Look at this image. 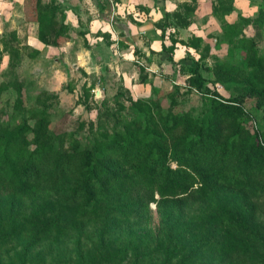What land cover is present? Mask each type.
I'll return each instance as SVG.
<instances>
[{
  "label": "trees",
  "instance_id": "trees-1",
  "mask_svg": "<svg viewBox=\"0 0 264 264\" xmlns=\"http://www.w3.org/2000/svg\"><path fill=\"white\" fill-rule=\"evenodd\" d=\"M98 1L106 11L109 1ZM213 2L228 62L211 69L189 54L173 60L178 42L200 51L201 38L166 34L190 25L196 0L155 23L171 43L161 53L186 77V91L204 100L197 115L174 112L173 100L164 108L153 97L133 99L119 86L110 128L82 122L53 134L47 110L58 95L32 98V81L21 75L27 48L15 32L1 37L8 63L0 95L15 94L20 118L0 124V264H264V52L257 45L264 0L254 18L238 13L235 23L224 19L236 11L233 0ZM52 5L36 12L46 45L67 32ZM248 26L256 38L244 34ZM103 37L109 48L110 36ZM95 83L81 86L79 104L88 107ZM246 99L254 100L253 111Z\"/></svg>",
  "mask_w": 264,
  "mask_h": 264
},
{
  "label": "crops",
  "instance_id": "crops-1",
  "mask_svg": "<svg viewBox=\"0 0 264 264\" xmlns=\"http://www.w3.org/2000/svg\"><path fill=\"white\" fill-rule=\"evenodd\" d=\"M233 1L234 8H238V0ZM97 2L100 1L0 0V34L15 32L20 47H29L38 52V55L25 57L23 64L27 65H49L52 61L63 70L66 65H79L86 75L94 74L98 79L104 69L112 74L115 68L126 88L127 82H139L140 72L144 75V81L157 86H160L158 81L165 75L174 74L176 80L180 78L177 70L168 62L167 55L161 53L162 44L169 46L171 43L167 36H160L161 31L155 27V23L162 19L163 14L180 10L182 4H190V0H113V6L109 5L106 11L100 10ZM207 2L196 0L191 23L186 29L169 28L170 32L167 29L166 34L173 33L178 41H186L194 36L203 40L201 44L209 38L213 44L215 33L209 26L215 22H211L214 20L211 16L206 17L209 15ZM50 4L56 8V25L67 28L64 36L59 38L58 45H46L40 40L43 23L36 19V12ZM107 34L112 41L109 48H106V38L103 37ZM194 53V49L178 42L173 51V60L177 62L187 54L192 57ZM63 70L56 69L55 72L66 81L70 75ZM60 89L54 92L58 95Z\"/></svg>",
  "mask_w": 264,
  "mask_h": 264
},
{
  "label": "rangeland",
  "instance_id": "rangeland-1",
  "mask_svg": "<svg viewBox=\"0 0 264 264\" xmlns=\"http://www.w3.org/2000/svg\"><path fill=\"white\" fill-rule=\"evenodd\" d=\"M207 3L209 15L207 14L206 17L211 16L212 19H214L211 20V22H215L209 26L211 31L215 33V42L212 44L210 43L209 38H207V40L201 44L200 51H195V53L192 55V58L194 60L201 58L199 59V63L211 69L216 64L220 62H228V60L227 45L218 41L221 35L222 25L212 14L211 9L214 2L213 0H208ZM258 4L259 0H238V8L235 9L245 18H254L257 13ZM253 9H255V11H253ZM240 14L238 15L233 13L232 15H226L224 17L225 22H237V17L241 16ZM5 34L8 35L9 32L0 34V40ZM244 34L247 37L256 38V31H254L251 26H248L244 29ZM257 42L258 48L261 50V52H264V34L260 37H257ZM21 47L27 48V50H23L26 57H28V54L31 53V50H33L29 47ZM114 49L116 50V48ZM7 63L8 57L0 54V83L6 78L5 72L7 70ZM56 69L63 70L62 67L53 64L52 61L49 65H38L36 63H30L29 65L23 64L21 69V75L24 78L32 81L30 85L32 88L27 91L30 93V95H32V98H34V94H37L39 91H46L49 93V95L56 94L54 90H58L61 87V89L58 91V95L60 96L58 97L59 103L56 102L47 110V114L51 120L50 132L53 134L76 130L77 125L82 122L85 124L93 123L95 128H110L112 124V118L110 114L111 111H109V109H112L113 107V99L117 93V90L119 89V86L127 89L133 99H147L153 97L158 101H163L164 108L168 107L169 100H173L175 102L172 105V110L174 112H191L193 115H197L199 114L204 102L200 94L196 93L195 91L187 92V89L181 86L183 82L186 83V77H184V75H180L178 80H176L174 74L165 75L160 81L157 80L160 84V86H157L153 83L148 84V82L144 81V75L142 72H140L139 82H127L126 86L128 88H126L124 86V82L119 79V76H117L115 68L112 71L113 75L109 73V70L105 72L101 71L102 75H100L98 79V77L94 74L89 76L83 75L81 72V70H83L82 66L76 65V67H74L66 65L64 66L63 71H68L70 75L66 81H63V78H61V76L55 72ZM204 73L207 77H212V75L205 70ZM68 82H71V84L75 86V91L68 92L65 90L64 87L66 84H68ZM93 82L96 83L92 87L93 90L91 91V97L88 99V107H85L83 104H79L77 102V98L81 97V86H83L85 83L86 85H91ZM214 87L215 90H217L222 96L228 97V93L224 91L222 85L216 83ZM24 98V100H26V97ZM14 99L15 94L11 92H5L0 95L1 125L12 126L20 118V115L12 109ZM25 104V107L35 109L32 101L28 102V100H26ZM254 106V100L246 99L245 108L248 111H253L255 109ZM248 125L254 126V123H250ZM255 125L256 127L259 126V124ZM87 131L88 126L86 125L85 129L82 132H79L78 136L81 138H86L88 136ZM150 207L154 210L153 205Z\"/></svg>",
  "mask_w": 264,
  "mask_h": 264
},
{
  "label": "built area",
  "instance_id": "built-area-1",
  "mask_svg": "<svg viewBox=\"0 0 264 264\" xmlns=\"http://www.w3.org/2000/svg\"><path fill=\"white\" fill-rule=\"evenodd\" d=\"M108 1H109L110 5H111V7H112V6H113V2H112V0H108ZM181 86H182V87H185V83H182Z\"/></svg>",
  "mask_w": 264,
  "mask_h": 264
},
{
  "label": "clouds",
  "instance_id": "clouds-1",
  "mask_svg": "<svg viewBox=\"0 0 264 264\" xmlns=\"http://www.w3.org/2000/svg\"><path fill=\"white\" fill-rule=\"evenodd\" d=\"M253 11H255V9H253Z\"/></svg>",
  "mask_w": 264,
  "mask_h": 264
}]
</instances>
